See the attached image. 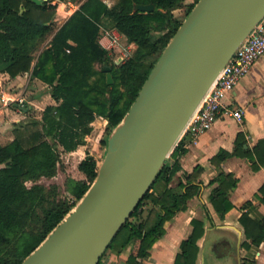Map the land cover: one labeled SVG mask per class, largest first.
I'll list each match as a JSON object with an SVG mask.
<instances>
[{
  "label": "trees",
  "instance_id": "trees-1",
  "mask_svg": "<svg viewBox=\"0 0 264 264\" xmlns=\"http://www.w3.org/2000/svg\"><path fill=\"white\" fill-rule=\"evenodd\" d=\"M62 1L66 0H0V73L14 77L31 69V77L49 87L54 101L44 107L40 117L13 123V138L0 144V264H20L88 189L99 165L89 153L77 164L84 178L67 183L71 198L62 196L58 185L46 186L39 180L56 175L61 151L76 149L91 132L96 117L104 118L111 127L118 124L181 24L172 10L185 0H116L111 6L103 0H73L79 6L56 27L53 17ZM150 2L155 6L150 12L133 10L135 3ZM196 2L187 6L186 15ZM104 25L115 28L135 46L119 64L109 60L108 49L99 42ZM105 65L110 67L111 84L106 82ZM184 140L182 137L175 145L169 155L172 164H163L130 215L139 214L143 200L148 199L153 205L146 217L137 223L129 217L107 247L120 251L132 243L126 264H143L142 259L165 232L164 221L186 209L187 200L198 192L195 183L179 181L183 190L169 185L180 167L178 156L186 150ZM245 144L240 130L231 150L220 148L210 159L219 171L208 198L220 217L233 207L229 192L237 182L232 173H224L220 163L237 155L252 160L254 168L264 165V138L251 147ZM191 177L187 176L188 182ZM255 197L264 201V183ZM249 204L246 201L240 206L244 211L238 218L245 247L264 241V216L250 217L245 210ZM190 223L192 229L180 242L175 264H195L204 223L198 218Z\"/></svg>",
  "mask_w": 264,
  "mask_h": 264
},
{
  "label": "water",
  "instance_id": "water-1",
  "mask_svg": "<svg viewBox=\"0 0 264 264\" xmlns=\"http://www.w3.org/2000/svg\"><path fill=\"white\" fill-rule=\"evenodd\" d=\"M154 7L135 3L133 10ZM263 16L264 0H197L113 126L88 189L20 264L99 263L215 78ZM102 69L111 84L110 67Z\"/></svg>",
  "mask_w": 264,
  "mask_h": 264
},
{
  "label": "crops",
  "instance_id": "crops-1",
  "mask_svg": "<svg viewBox=\"0 0 264 264\" xmlns=\"http://www.w3.org/2000/svg\"><path fill=\"white\" fill-rule=\"evenodd\" d=\"M64 6L65 1H62L54 14L53 22L56 27L64 23L76 9L69 7L65 9ZM31 76V69L14 77L6 72L0 73L4 86L13 92H21L26 99L23 105L11 103L1 106L0 104V138H2L0 144L13 138L12 124L18 122L21 116H25L23 114L29 112L32 106L42 113L46 105L54 103L49 87ZM36 84L39 89H34ZM223 101L234 108L242 109V121L220 115L213 126L199 136L196 142L184 140L183 145L186 150L178 156L180 167L169 185L183 190L184 186L178 185L179 181L186 185L195 183L198 185V192L187 200L186 209L176 212L164 221L165 232L153 243L149 254L142 259L143 264H175L180 242L192 229L190 223L192 218L201 219L204 223V233L197 240L199 249L195 264H242L243 261L264 264V241L259 246L252 244L249 247L242 246L241 243L246 238L238 220L244 211L240 206L246 201H250L245 208L250 217L260 219L264 216V201L255 197L264 183V165L254 168L253 161L245 156L228 157L220 163V168L224 173H232L236 178V186L229 192L233 207L220 217L208 198L214 186L212 181L219 171L210 159L218 150L220 148L231 150L236 134L240 130L245 135V146L251 147L258 139L264 138V53L253 62L249 71L235 87L225 94ZM166 161L172 164L173 159L168 157ZM188 175H192L191 182L187 181ZM227 243H230V246ZM131 249L132 243L124 246L120 251L107 249L102 256L101 264H126ZM207 249L215 254L216 260L207 259L205 254Z\"/></svg>",
  "mask_w": 264,
  "mask_h": 264
},
{
  "label": "built area",
  "instance_id": "built-area-1",
  "mask_svg": "<svg viewBox=\"0 0 264 264\" xmlns=\"http://www.w3.org/2000/svg\"><path fill=\"white\" fill-rule=\"evenodd\" d=\"M78 1L66 0L65 6L77 8ZM113 32V31H111ZM110 29L101 26L99 42L105 48H111L118 41V36L111 37ZM264 53V16L254 25L244 40L235 49L232 56L221 69L209 90L201 100L198 108L185 125L180 139L196 142L199 136L208 131L220 115L230 116L242 121L243 111L224 103L225 94L231 91L238 81L249 71L253 62ZM21 92H13L6 88L0 78V104L7 106L11 103L23 105L25 101ZM169 157V156H168ZM168 159V158H167ZM104 255V254H103Z\"/></svg>",
  "mask_w": 264,
  "mask_h": 264
},
{
  "label": "rangeland",
  "instance_id": "rangeland-1",
  "mask_svg": "<svg viewBox=\"0 0 264 264\" xmlns=\"http://www.w3.org/2000/svg\"><path fill=\"white\" fill-rule=\"evenodd\" d=\"M109 6L113 5L116 0H103ZM193 0H185L182 4L173 9V15L177 16L180 20H183L186 17V9L187 6L192 3ZM63 8H68V6H64ZM105 23L108 24L107 19L104 20ZM104 27L110 29L111 37L114 35L118 36V41H116L111 48H108V57L109 60L115 61L119 64L123 59L129 57L135 48L133 43H130L126 40V38L119 33L115 28L110 25H104ZM155 35V32L152 33V36ZM7 83H5L6 85ZM40 87L36 84L34 89H39ZM34 91V90H33ZM25 116H21L20 120L25 119L26 117H40V110H36L33 106L29 110V112L23 114ZM13 118V117H12ZM7 119H9L7 117ZM10 120V119H9ZM92 130L89 135L83 140L81 144H79L76 149L65 152L61 151L60 153V161L58 166V171L55 176L51 178L42 177L39 182L44 185L56 184L58 185L59 191L62 196L71 198V195L67 188V183L69 179H83L84 175L78 170L77 164L78 162L86 155L92 154L97 159L98 164L101 162L107 144V138L110 133L113 131V127H111L107 121L102 117H96L95 120L91 123ZM230 139V136H229ZM2 140V138H0ZM30 184V183H28ZM152 203L150 200L145 199L141 204V212L139 214L130 217V221L137 223L141 219H144L147 215L148 210L152 207ZM205 254L207 255V259L216 260L215 254L211 252V250H205Z\"/></svg>",
  "mask_w": 264,
  "mask_h": 264
}]
</instances>
